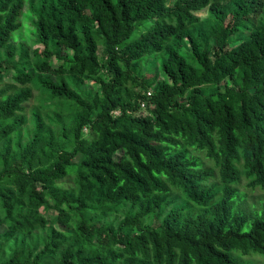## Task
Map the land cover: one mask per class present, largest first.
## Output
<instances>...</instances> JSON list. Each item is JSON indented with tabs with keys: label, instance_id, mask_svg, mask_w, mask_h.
<instances>
[{
	"label": "trees",
	"instance_id": "trees-1",
	"mask_svg": "<svg viewBox=\"0 0 264 264\" xmlns=\"http://www.w3.org/2000/svg\"><path fill=\"white\" fill-rule=\"evenodd\" d=\"M2 83L0 264L264 256V0H0Z\"/></svg>",
	"mask_w": 264,
	"mask_h": 264
},
{
	"label": "rangeland",
	"instance_id": "rangeland-1",
	"mask_svg": "<svg viewBox=\"0 0 264 264\" xmlns=\"http://www.w3.org/2000/svg\"><path fill=\"white\" fill-rule=\"evenodd\" d=\"M197 17L199 18H204L206 16V11L202 10L198 13L195 14ZM19 24H20V28L19 30L15 33V35L12 37L11 41L15 46H19L21 45L23 48L28 50V54L30 55L31 51L33 49H35L37 46L34 45V30L32 27V20L31 18L28 16L27 12H26V6L24 7V9L22 10V13L19 17ZM136 35V32L133 33L132 37L134 38ZM233 45H231L230 47H232ZM157 65V61L154 59L151 60H146L141 62L140 64V68L141 71L144 72V70L146 68H150V69H155ZM3 82H8L7 79H4ZM10 82V81H9ZM3 86V83L0 84V87ZM140 90V89H137ZM150 94V92H148ZM146 95V94H145ZM147 96V95H146ZM149 96V95H148ZM40 103L38 101V94L37 92L32 89V98L25 104L24 106V116L27 119V122L29 121V117L31 114L32 110H37L40 112ZM27 132L30 131V124L28 123L25 126ZM25 130L21 133L20 136V141H24L26 139V133ZM61 186L62 187H66L70 184V180L68 178L62 179L61 181ZM240 192H244V194L246 195V199L245 201L247 203H253V204H257L259 203H264V192H261L259 190H249L246 187H244V185L240 186L238 189ZM241 194V193H240ZM237 205V204H236ZM234 207H236L234 205ZM51 214V212H48L47 215ZM121 217L118 216L117 219ZM1 232V229H0ZM22 236L17 234L15 235V239H21ZM14 247V241L13 240H9L6 243H1V247H0V262L4 261L10 250ZM230 256L232 259H234L235 261L239 262L240 264H264V256L258 255V254H251V255H245V256H241L239 253L231 251L230 252ZM243 257V258H242Z\"/></svg>",
	"mask_w": 264,
	"mask_h": 264
},
{
	"label": "built area",
	"instance_id": "built-area-1",
	"mask_svg": "<svg viewBox=\"0 0 264 264\" xmlns=\"http://www.w3.org/2000/svg\"><path fill=\"white\" fill-rule=\"evenodd\" d=\"M146 95L148 96V95H149V93H148V92H146Z\"/></svg>",
	"mask_w": 264,
	"mask_h": 264
}]
</instances>
